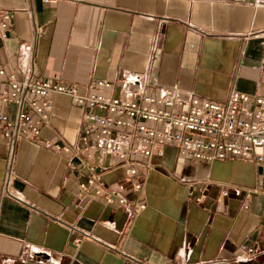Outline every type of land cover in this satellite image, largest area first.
Here are the masks:
<instances>
[{
  "label": "crops",
  "instance_id": "1",
  "mask_svg": "<svg viewBox=\"0 0 264 264\" xmlns=\"http://www.w3.org/2000/svg\"><path fill=\"white\" fill-rule=\"evenodd\" d=\"M1 9L13 13L0 37L8 70L27 42L36 72L50 79L119 84L132 72L178 95L264 96V0H0ZM52 100L40 138L16 146L7 184L10 147L0 136V264H264V193L249 192L261 186L262 164L198 162L164 145L141 199L125 168L105 172L128 200L107 205L81 192L86 172L70 170L58 149L77 143L80 108Z\"/></svg>",
  "mask_w": 264,
  "mask_h": 264
},
{
  "label": "built area",
  "instance_id": "2",
  "mask_svg": "<svg viewBox=\"0 0 264 264\" xmlns=\"http://www.w3.org/2000/svg\"><path fill=\"white\" fill-rule=\"evenodd\" d=\"M12 14L0 10L2 39L9 37ZM31 47L24 43L10 70L0 62V136L10 147L5 184L16 177V146L24 139L40 138L56 94L72 99L82 113L77 143L58 149L68 154L70 170L86 172L81 192L107 205H125L128 200L123 185L114 188L105 183V172L116 166L125 168L127 180H133V190L141 199L144 181L153 169L150 159L162 156L164 145L198 162L249 160L264 167V96L237 89L225 101L178 95L173 88H150L143 74L132 72L121 76L119 84L104 79L85 85L64 82L36 72ZM261 178L260 188L249 192L264 193V174ZM222 193L228 195L226 190ZM206 197L203 193L197 199ZM138 206L146 207L141 201ZM239 249L256 253L245 244Z\"/></svg>",
  "mask_w": 264,
  "mask_h": 264
}]
</instances>
